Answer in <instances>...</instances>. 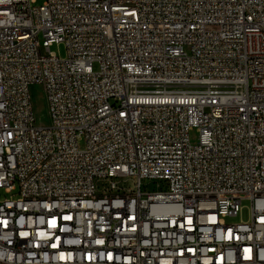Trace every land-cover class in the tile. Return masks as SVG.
Instances as JSON below:
<instances>
[{
    "label": "built area",
    "instance_id": "built-area-1",
    "mask_svg": "<svg viewBox=\"0 0 264 264\" xmlns=\"http://www.w3.org/2000/svg\"><path fill=\"white\" fill-rule=\"evenodd\" d=\"M37 1L0 0V264H264V0Z\"/></svg>",
    "mask_w": 264,
    "mask_h": 264
},
{
    "label": "rangeland",
    "instance_id": "rangeland-1",
    "mask_svg": "<svg viewBox=\"0 0 264 264\" xmlns=\"http://www.w3.org/2000/svg\"><path fill=\"white\" fill-rule=\"evenodd\" d=\"M40 2H41V0H38L37 4H40ZM50 50L58 53L60 56L65 55V49H64L63 44H58V45L53 44L50 47ZM30 94H31V102H32V106H33V111H34L37 123L41 124V125H48L49 124V116H48V111H47L45 94H44L42 86L38 85V84L31 86L30 87ZM189 137H190L191 143L196 142L195 130L190 131ZM17 193H18L17 189L11 192L12 195H16ZM243 204L245 207L249 206L248 202H244ZM246 215H247V209L244 208L242 211V217L245 219ZM229 221L230 222H237V221H239V216L231 218Z\"/></svg>",
    "mask_w": 264,
    "mask_h": 264
}]
</instances>
